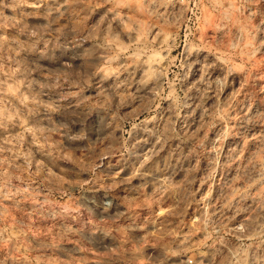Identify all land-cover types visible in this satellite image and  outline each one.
I'll use <instances>...</instances> for the list:
<instances>
[{"label": "rangeland", "instance_id": "1", "mask_svg": "<svg viewBox=\"0 0 264 264\" xmlns=\"http://www.w3.org/2000/svg\"><path fill=\"white\" fill-rule=\"evenodd\" d=\"M0 264H264V0H0Z\"/></svg>", "mask_w": 264, "mask_h": 264}]
</instances>
